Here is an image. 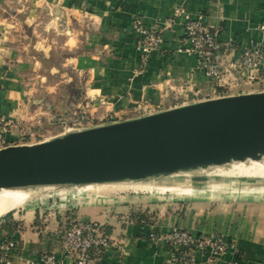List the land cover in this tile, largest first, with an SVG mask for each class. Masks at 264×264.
I'll list each match as a JSON object with an SVG mask.
<instances>
[{"label": "crops", "instance_id": "crops-1", "mask_svg": "<svg viewBox=\"0 0 264 264\" xmlns=\"http://www.w3.org/2000/svg\"><path fill=\"white\" fill-rule=\"evenodd\" d=\"M19 3L21 0H0V112L11 118L14 117L11 105L21 94V80L6 58L17 54L19 49L9 28V24L16 22L11 15L14 11L8 9L20 10ZM181 6L193 14H201L211 29L218 30L221 42L234 44L232 59H239L241 49L246 46L262 43L264 48V30L259 27L264 25V0H31L27 5L31 8L27 21L39 20L32 16L37 7L46 22L49 15L44 12L48 8L69 13L68 22L70 14L88 17L93 46L104 45L113 56L108 65L114 72L111 93L123 88L119 91L123 94V103L129 99L125 93L129 89L135 98L167 104L160 110L225 95L264 91V72H259L253 82L242 81L232 87L227 83L219 85L198 66L195 54L179 50L188 45L181 21L173 20L175 10ZM59 17L56 15L50 22H57ZM136 20L147 29L161 30L163 42L152 51L145 74L128 84L139 60V36L133 27ZM113 62H117L116 66ZM184 92L188 101L172 103ZM235 183L227 184L229 195L209 196L219 185L212 183L211 188L203 186L201 190L189 185V190L183 192L187 197L170 191L156 196L146 190L141 192V188L123 194H86L73 198L62 208L46 206L41 210L28 204L0 219V243L5 236L16 241L12 264H36L32 260L37 261L42 253H55L58 264H74L62 251L60 234L71 220L81 219L101 223L112 237L114 244L106 250L100 264H178L169 261L166 244L154 243L148 237L153 229L167 231L173 227L196 235L215 231L233 244L219 261L209 264H264V191L255 189L264 185L236 186ZM222 197L231 202L220 205ZM203 198L218 199L214 202L213 214L208 211L210 206L204 209ZM181 203L183 208L179 210Z\"/></svg>", "mask_w": 264, "mask_h": 264}, {"label": "rangeland", "instance_id": "rangeland-1", "mask_svg": "<svg viewBox=\"0 0 264 264\" xmlns=\"http://www.w3.org/2000/svg\"><path fill=\"white\" fill-rule=\"evenodd\" d=\"M30 1L21 0L20 10L16 7L8 9L9 12L14 11L11 15L15 17L16 22L9 24V28L14 32L13 41L15 47L19 49H16L17 54H10V58L5 57L8 58V65L15 69L18 79L21 80V83L19 82L20 97L11 105L14 117H8L0 112L6 128L5 135L11 142L37 143L70 131L135 118L165 108L167 104L164 102L155 103L144 97L135 98L130 89L125 92L129 99L124 103L123 94L119 93L123 88L111 93L113 89L111 88L113 82L111 74L114 72L108 68V65L113 61V56L104 45L100 47L94 42L95 46H93V39L88 33L92 29L88 17L79 13H75L76 16L70 14V22H68L69 13L48 8V11L44 12L45 15H49L46 22L43 17L41 18L37 7L33 9L32 16L39 20L27 21V15L30 14L31 9L27 8V5ZM56 15L60 16L57 22H50ZM113 63V66H116L117 62ZM137 64L128 78V84H132L136 78L143 76L147 71L148 65L143 71L141 70L140 54ZM188 100L184 92L181 98H175L172 103H182ZM230 182H236V186L237 184L263 186L264 175L237 177L209 172L178 173L161 178L82 187L74 184H49L48 188L27 189L28 193L21 200L20 206L1 218L12 215L13 212L28 204L39 206L41 210H44L46 206L62 208L61 206H66L73 198H80L86 194H95V196L123 194L141 188H143L141 192L146 190L145 192L156 196L178 192L180 193L178 196L187 197L188 195H183V192L189 190L187 189L189 185L198 186L201 190L203 186L211 188L212 183H217L219 185L212 189L213 194L209 196L229 195L227 184ZM145 184L151 187L145 189L140 186ZM85 187L93 188L83 191L82 188ZM255 189L264 191V188ZM217 200L216 198H203L201 201L204 209L210 206L208 211L213 214L215 212L214 202ZM219 202L220 205L225 206L231 200L222 197ZM187 203L186 205L189 206L190 200ZM180 208H183L182 203L179 204V210Z\"/></svg>", "mask_w": 264, "mask_h": 264}, {"label": "water", "instance_id": "water-1", "mask_svg": "<svg viewBox=\"0 0 264 264\" xmlns=\"http://www.w3.org/2000/svg\"><path fill=\"white\" fill-rule=\"evenodd\" d=\"M264 155V91L225 95L0 148V187L161 178Z\"/></svg>", "mask_w": 264, "mask_h": 264}, {"label": "built area", "instance_id": "built-area-1", "mask_svg": "<svg viewBox=\"0 0 264 264\" xmlns=\"http://www.w3.org/2000/svg\"><path fill=\"white\" fill-rule=\"evenodd\" d=\"M174 19L181 21L188 43L179 50L195 54L198 66L217 84L227 83L232 87L242 81L253 82L259 72H264L262 43L242 48L239 59L235 60L230 57L235 50L234 44L231 41L221 42L218 30L211 29L201 14H193L181 6L175 10ZM133 27L139 36L137 48L143 71L148 65L152 51L159 48L163 42V34L161 30L145 28L140 20H136ZM259 27L264 30V25ZM227 79H230L229 82ZM153 112L156 110L142 115ZM5 130L4 119L0 116V148L18 144L6 137ZM149 235L152 242L166 244L170 254L169 261L178 264H209L219 261L233 246L218 232L196 235L181 227H173L167 231L153 229ZM113 244L108 231L97 221L71 220L60 234L62 251L74 260V264H100L106 250ZM16 247L15 240L7 236L3 238L0 243V264H12ZM200 259L204 261L201 262ZM32 262L58 264V259L55 253H42L37 261Z\"/></svg>", "mask_w": 264, "mask_h": 264}, {"label": "bare ground", "instance_id": "bare-ground-1", "mask_svg": "<svg viewBox=\"0 0 264 264\" xmlns=\"http://www.w3.org/2000/svg\"><path fill=\"white\" fill-rule=\"evenodd\" d=\"M219 173L237 177H255L264 175V155L258 158L247 157L244 160H231L221 164H209L195 170L181 171L183 174ZM95 185L83 184L82 186ZM49 185H23L13 184L0 187V218L5 214L17 209L21 200L28 193L27 189L48 188ZM93 187L82 188L83 191ZM153 189V188H152ZM81 191V190H79ZM2 219V218H1Z\"/></svg>", "mask_w": 264, "mask_h": 264}, {"label": "trees", "instance_id": "trees-1", "mask_svg": "<svg viewBox=\"0 0 264 264\" xmlns=\"http://www.w3.org/2000/svg\"><path fill=\"white\" fill-rule=\"evenodd\" d=\"M148 237L150 238V235L148 234Z\"/></svg>", "mask_w": 264, "mask_h": 264}]
</instances>
